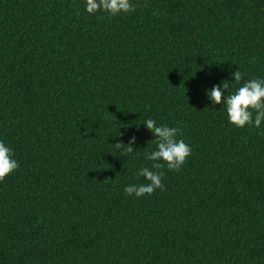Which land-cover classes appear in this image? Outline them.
<instances>
[{"label":"trees","instance_id":"1","mask_svg":"<svg viewBox=\"0 0 264 264\" xmlns=\"http://www.w3.org/2000/svg\"><path fill=\"white\" fill-rule=\"evenodd\" d=\"M131 2L0 0V140L20 164L0 182V264H264V121L236 127L208 96L264 79V0ZM148 118L192 154L137 198Z\"/></svg>","mask_w":264,"mask_h":264},{"label":"clouds","instance_id":"2","mask_svg":"<svg viewBox=\"0 0 264 264\" xmlns=\"http://www.w3.org/2000/svg\"><path fill=\"white\" fill-rule=\"evenodd\" d=\"M86 9L89 13L103 10L115 16L134 12L136 5L131 0H86ZM232 75L236 83H240L244 78L241 70L234 71ZM228 88L229 81L225 80L223 89L220 84L209 89L208 96L212 103L226 106L228 120L236 127L254 125L259 128L264 121V79L247 80L235 93L225 96L224 90ZM143 124L154 134L156 150L145 152V159L152 162L151 166L142 167L137 172V178L143 177L148 183L126 185L123 189L128 196L137 198L151 196L157 189L165 190L162 182L165 177V167L170 171H179L192 154L191 146L183 139H177L178 135L182 134L181 129L163 124L157 126V122L152 118L146 119ZM135 143L136 137L133 136L127 144L115 143L114 149L121 156H127L137 153L133 148ZM112 153L115 155V152ZM13 156V150L0 140V182L20 168V164Z\"/></svg>","mask_w":264,"mask_h":264}]
</instances>
